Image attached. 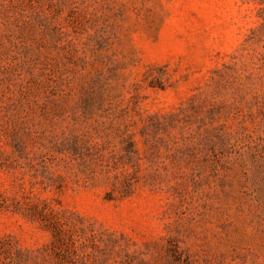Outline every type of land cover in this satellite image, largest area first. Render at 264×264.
I'll use <instances>...</instances> for the list:
<instances>
[{"label":"rangeland","instance_id":"rangeland-1","mask_svg":"<svg viewBox=\"0 0 264 264\" xmlns=\"http://www.w3.org/2000/svg\"><path fill=\"white\" fill-rule=\"evenodd\" d=\"M0 264H264V0H0Z\"/></svg>","mask_w":264,"mask_h":264}]
</instances>
